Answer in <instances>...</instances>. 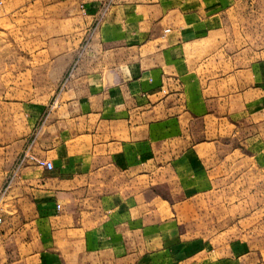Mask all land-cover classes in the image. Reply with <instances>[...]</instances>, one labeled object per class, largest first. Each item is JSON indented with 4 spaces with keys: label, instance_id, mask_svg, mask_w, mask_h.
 Wrapping results in <instances>:
<instances>
[{
    "label": "crops",
    "instance_id": "obj_1",
    "mask_svg": "<svg viewBox=\"0 0 264 264\" xmlns=\"http://www.w3.org/2000/svg\"><path fill=\"white\" fill-rule=\"evenodd\" d=\"M58 1L78 38L97 26L56 106L32 115V148L54 169L12 171L0 264H173L159 230L181 226L180 205L233 169L238 184L264 179V57L227 52L235 0Z\"/></svg>",
    "mask_w": 264,
    "mask_h": 264
},
{
    "label": "rangeland",
    "instance_id": "obj_2",
    "mask_svg": "<svg viewBox=\"0 0 264 264\" xmlns=\"http://www.w3.org/2000/svg\"><path fill=\"white\" fill-rule=\"evenodd\" d=\"M0 1L1 199L10 187L11 173L18 161L21 165L31 164L22 162V155L36 152L32 148V115L37 106L49 110L56 106L64 79L81 60L75 46L83 42L86 45L90 29L93 32L97 24L91 22L88 28L86 21L84 38H78L72 25L74 15L61 8L58 0H50L52 10L47 12L43 2L33 4L31 9L27 0ZM235 1L232 14L238 19L232 16L227 24V52L235 55L243 48L246 58L264 57V0ZM44 113L45 110L40 118H44ZM261 168L264 173V166ZM245 178V183L238 184L233 169L223 182L212 183L208 188L211 192L192 199L191 211L187 204L180 205L187 208L180 212L179 228L159 230V234L164 233V253L171 255L173 264H264V179L254 186L252 180ZM167 188L159 187L165 192ZM170 188L172 191V184ZM238 190L243 191L239 197ZM158 191L150 187V200L157 198ZM165 198L171 204L179 199ZM165 204L169 206L167 201ZM173 213L167 209L165 220L178 219L176 209ZM153 232L156 230L150 229V236ZM253 253H259L258 261L254 262Z\"/></svg>",
    "mask_w": 264,
    "mask_h": 264
},
{
    "label": "built area",
    "instance_id": "obj_3",
    "mask_svg": "<svg viewBox=\"0 0 264 264\" xmlns=\"http://www.w3.org/2000/svg\"><path fill=\"white\" fill-rule=\"evenodd\" d=\"M22 162H29L32 165L41 167L45 170L52 171L54 169V163L52 160L47 159L46 157L39 156L35 152L27 151L21 157ZM4 223V217L0 213V226Z\"/></svg>",
    "mask_w": 264,
    "mask_h": 264
}]
</instances>
